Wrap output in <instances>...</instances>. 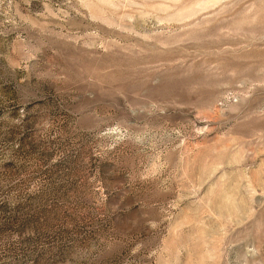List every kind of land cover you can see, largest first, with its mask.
Masks as SVG:
<instances>
[{
    "label": "rangeland",
    "instance_id": "1",
    "mask_svg": "<svg viewBox=\"0 0 264 264\" xmlns=\"http://www.w3.org/2000/svg\"><path fill=\"white\" fill-rule=\"evenodd\" d=\"M0 264H264V0H0Z\"/></svg>",
    "mask_w": 264,
    "mask_h": 264
}]
</instances>
